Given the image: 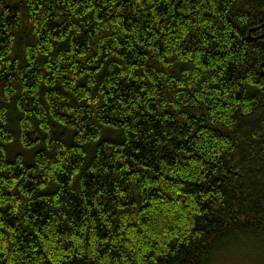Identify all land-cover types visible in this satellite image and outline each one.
Returning a JSON list of instances; mask_svg holds the SVG:
<instances>
[{
    "label": "trees",
    "instance_id": "1",
    "mask_svg": "<svg viewBox=\"0 0 264 264\" xmlns=\"http://www.w3.org/2000/svg\"><path fill=\"white\" fill-rule=\"evenodd\" d=\"M234 250L264 264V0H0V264Z\"/></svg>",
    "mask_w": 264,
    "mask_h": 264
},
{
    "label": "rangeland",
    "instance_id": "2",
    "mask_svg": "<svg viewBox=\"0 0 264 264\" xmlns=\"http://www.w3.org/2000/svg\"><path fill=\"white\" fill-rule=\"evenodd\" d=\"M237 252L239 250H234L229 255L221 257L218 264H258L257 257H259V254L257 255L249 251Z\"/></svg>",
    "mask_w": 264,
    "mask_h": 264
}]
</instances>
